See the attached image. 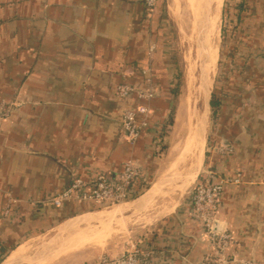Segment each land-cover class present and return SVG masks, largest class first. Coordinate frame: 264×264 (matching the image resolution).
I'll use <instances>...</instances> for the list:
<instances>
[{
  "label": "crops",
  "instance_id": "obj_1",
  "mask_svg": "<svg viewBox=\"0 0 264 264\" xmlns=\"http://www.w3.org/2000/svg\"><path fill=\"white\" fill-rule=\"evenodd\" d=\"M219 23L211 85L217 106L210 108L197 181L209 172L229 181L217 206L231 236L227 256L264 264V0H222ZM178 29L174 3L165 0L151 11L143 0H0V100L15 105L0 120V262L29 241L59 236L81 217L92 215L82 224H101L95 216L101 208L91 202L59 208L45 202L73 179L118 180L127 160L150 183L161 175L179 104L173 111ZM118 85L152 97L121 100ZM138 106L148 108L147 126L130 145L121 119ZM192 187L163 208L158 198L151 204L160 209L137 247L151 250L153 263L202 264L209 242L191 213ZM23 252L17 257L52 253Z\"/></svg>",
  "mask_w": 264,
  "mask_h": 264
},
{
  "label": "built area",
  "instance_id": "obj_2",
  "mask_svg": "<svg viewBox=\"0 0 264 264\" xmlns=\"http://www.w3.org/2000/svg\"><path fill=\"white\" fill-rule=\"evenodd\" d=\"M159 0H143L146 10L151 11ZM134 94L139 100H149L152 95L149 91H140L129 85H118L116 95L121 100H126ZM14 103L0 100V120L11 114ZM149 111L145 106H138L135 110H125L121 119V127L126 141L133 145L139 138L143 129L147 126ZM222 150H229L224 148ZM122 172L118 180L111 181L104 177H98L90 184L75 178L59 194L49 197L45 202L56 208L69 201L91 202L101 209L118 206L140 195L150 186L147 176L133 160L123 163ZM227 179L214 180V175L209 172L205 178L198 180L189 191L190 208L193 218L202 227L207 236L209 248L203 258L202 264H219L231 261L233 264H260L254 260H243L235 256L228 258L231 236L226 230L213 231V224L218 222L217 206L218 198ZM153 252L132 247L122 255L115 258H101L96 264H162L151 261Z\"/></svg>",
  "mask_w": 264,
  "mask_h": 264
},
{
  "label": "rangeland",
  "instance_id": "obj_3",
  "mask_svg": "<svg viewBox=\"0 0 264 264\" xmlns=\"http://www.w3.org/2000/svg\"><path fill=\"white\" fill-rule=\"evenodd\" d=\"M165 1H168V2L171 1V3H174V11L176 12L177 17H178V26H179L177 39H178V54L181 59L179 63L180 72H181V85L179 87V92L177 96L174 97V102H173V111H174L176 109L177 103L180 101L183 95V92H184V85H185L184 84V80H185L184 72H186L185 70L186 63H184L185 62L184 57L187 58L186 55L188 56L189 52L190 53L192 52L191 43H192V40H193L192 38L194 35V33H192L194 30L193 29L194 26L190 18V7L187 4L189 0L188 1L187 0H165ZM200 4H202V2H200L199 5ZM195 14H196V11H195ZM195 14H192L193 20L195 18ZM220 44L221 43H220V36H219L218 52L220 50ZM191 56H193L192 58H194V54L193 55L191 54ZM216 60H218V54H217ZM215 71H216V62H215ZM215 74L216 72H214V75L212 77L211 85L213 84V81L215 79ZM199 104L202 105V102H199ZM199 104L197 105V109L200 112L201 106ZM193 112L195 115L194 110ZM209 119H211L210 109H209L208 118H207L206 130L210 122ZM192 121L195 125V128H197L199 118L194 117ZM172 122H173V126L169 130V134H167V137H168L166 140L167 146L164 148L165 154H163L160 158L162 159L161 161H163L169 152H170V156L171 154H174L173 155L174 158H171V159L169 158V160H167L166 158L164 160V164L167 163L166 166H164L165 172L163 171L161 175L157 177V179L155 176L154 180L153 181L151 180V185H150L152 186L153 184L160 182L161 180L163 183H167L166 188L164 189L162 195L156 200L157 202L158 200H161L160 201V204H162L160 206L161 208H163L162 206L165 205L163 203H167L166 201L171 203L173 198L179 197L180 191H178L175 186L176 184L179 183L180 179H184L186 176L191 174V169L193 168L194 166L193 163L196 159L194 155L191 156V153L188 154V156L183 157L182 158L183 161L181 160V158L177 156L175 157L177 152L181 150L182 148L181 145H182V140H183L184 135L179 130L178 123H177V116L175 115L172 116ZM170 136H172L171 144H170L171 147L168 151V146H169L168 143H169ZM195 142H197L198 144L197 137H196ZM186 158H188V160ZM179 163L183 165L181 166ZM170 171H173V173L171 172L172 173L171 174ZM158 205L159 204L152 205V206L150 205L147 208H145L144 211L138 210V211H135L127 215L117 216L115 219H111L104 223L98 224L97 227H93L91 225L90 226L85 225V223L84 224L80 223L78 225L75 224L73 228L65 230V232L58 233L59 236H54V238L51 237L52 235L50 234L48 238L34 239L37 242H35L34 240L29 241L28 243L23 245L24 247H26L24 248L23 253L24 255H30L35 250L37 251L38 249H41L42 252L52 251V253L55 252L56 250H59V253L57 255L54 254V256L52 257L53 259L54 258L56 259L53 260L51 258L45 264H78L81 262L83 264L84 261H82V258H89V257L92 259H86L87 261L84 262V264H96V262L99 261L101 258H107V257L115 258L117 256L122 255L125 251L130 250L132 247H135L138 244L139 238L142 237L143 231H145L146 228L149 227V225L154 220V218L152 217V215H154V211H157L160 209ZM166 206H168V204ZM115 207L116 206L110 207L108 209H102V210L108 211ZM145 216L146 217L148 216V217L146 218ZM151 218L153 219L151 220ZM71 230L72 231L75 230V233L71 234L72 233ZM87 230L89 231V233ZM83 241H87L86 244L83 245L82 247L78 246ZM66 248H69V249H66ZM108 248L112 249L111 251L113 255H108L106 251Z\"/></svg>",
  "mask_w": 264,
  "mask_h": 264
},
{
  "label": "bare ground",
  "instance_id": "obj_4",
  "mask_svg": "<svg viewBox=\"0 0 264 264\" xmlns=\"http://www.w3.org/2000/svg\"><path fill=\"white\" fill-rule=\"evenodd\" d=\"M211 1L212 0H205L204 5L203 4L199 5V3L196 4L198 8L195 7L196 6L195 5L196 0H189L187 3L191 9V12H193V14H195V11H196V14H195V18L193 20V26H194L193 29L194 30L192 33H194V35H193V38H192L193 40L191 43L192 52L191 53L189 52L188 56L186 55L187 58L184 57V60H185L184 63H186V69L184 68L186 70V72H184L185 73V78H184L185 79L184 80L185 85H184V92H183V95L179 101L178 110H177L178 111L177 112L178 127H179L180 132L184 136H183L182 145H181L182 148H181V150H179L177 152L175 157L177 156V157L181 158V160L183 157L188 156V154H190V153H191V156L194 155L195 157H198V154H199L200 148H201V144H202L199 141L200 140L199 131H200L201 124H202L201 119L198 121L197 128H195V125H194L192 120L194 117L200 118V116H199L200 112L197 109V105L199 104V102H202V105H203V103H205V101H206V98L208 97L207 93H208V89L211 87L212 77H213L214 72H215L216 57L218 54L217 52H218V44H219L220 8H221V1L222 0H214L213 2H211ZM193 9H194V11H193ZM203 13H204V15H203ZM197 17L199 19H201V21L198 24L196 23V19H198ZM192 33H190V34H192ZM191 54L192 55L194 54V58H192L193 56H191ZM204 85H207V88H206L207 92L205 90H203ZM201 93H202V95H201ZM200 95H201V97H200ZM202 105H200L201 108H202ZM193 110L195 111V115H194ZM196 137H197L198 144H197V142H195ZM173 155L174 154H171L170 157L174 158ZM186 159L188 160V158H186ZM185 160H184V162H185ZM174 161H176V160H174ZM181 163H183V162H181ZM180 165L182 166L183 164H180ZM172 170H174V169H172ZM164 172H165V169H164ZM171 172L173 173V171H170V173ZM176 174H177V172H176ZM175 176H177V175H175ZM182 177H184V176H182ZM166 202H168V201H166ZM172 208H170V209H172ZM163 211H164V209H163ZM152 219L153 218H151V220ZM137 221H138V219H137ZM148 222H150V221H148ZM88 233H89V231H88ZM34 241L37 242L36 240H34ZM86 242L87 241H83L78 246L82 247L83 245L86 244ZM24 248H26V247L20 246L19 248H17V250L12 255H9L10 256L9 260H12L13 258H16L17 256H19L20 252H22V250H24ZM66 249H69V248H66Z\"/></svg>",
  "mask_w": 264,
  "mask_h": 264
},
{
  "label": "water",
  "instance_id": "obj_5",
  "mask_svg": "<svg viewBox=\"0 0 264 264\" xmlns=\"http://www.w3.org/2000/svg\"><path fill=\"white\" fill-rule=\"evenodd\" d=\"M207 85H204L203 90L206 91ZM207 92V91H206ZM211 92H212V86L208 89V97L206 98L205 103H203L202 108L200 110V118L201 119V128L199 131V138L201 148L200 152L198 154V157H196L194 163H193V170L191 169V174L186 176L184 179H180L179 183L176 184V188L178 191H180V195L178 198H181L184 193L189 189L192 185H194L199 178V172L204 162V155H205V147H206V124H207V118L208 113L210 109V99H211ZM196 122V120H195ZM199 144V145H200ZM167 183H163L162 181L155 183L152 186H149L146 188L140 195L133 198L132 200L125 202L123 204H120L116 206L115 208L111 210H99V212L95 213V216L98 218H101V223H104L106 221H109L111 219H115L117 216L120 215H127L130 213H133L138 210H143L149 205H151L157 198H159L164 189L166 188ZM94 216V214H93ZM91 216H84L79 218L78 220H81L80 223L86 221L87 219H91ZM88 222V221H87ZM78 225V224H76ZM222 229V226L219 222H215L213 224V231L219 232ZM75 230L72 231L71 234H74ZM59 250H56L53 253H48L44 255L40 254H34L32 256H20L13 258L12 260L5 259L0 262V264H34V263H41L46 262L49 259H51L54 254H58ZM53 259V258H52Z\"/></svg>",
  "mask_w": 264,
  "mask_h": 264
},
{
  "label": "trees",
  "instance_id": "obj_6",
  "mask_svg": "<svg viewBox=\"0 0 264 264\" xmlns=\"http://www.w3.org/2000/svg\"><path fill=\"white\" fill-rule=\"evenodd\" d=\"M180 85H181V72L179 71L178 76H177V85H176L177 87L174 88V97L177 96ZM216 106H217V100L212 96L211 101H210V108L212 109V111L216 110Z\"/></svg>",
  "mask_w": 264,
  "mask_h": 264
}]
</instances>
